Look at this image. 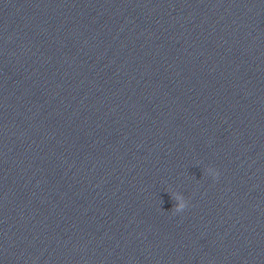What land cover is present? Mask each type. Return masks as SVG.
<instances>
[{
    "label": "clouds",
    "instance_id": "1",
    "mask_svg": "<svg viewBox=\"0 0 264 264\" xmlns=\"http://www.w3.org/2000/svg\"><path fill=\"white\" fill-rule=\"evenodd\" d=\"M206 172L210 173L213 176V178H218L219 176V172L212 167L207 168ZM171 197L175 201L174 207L171 210L174 213H180L188 207V201L185 199L183 194L172 193Z\"/></svg>",
    "mask_w": 264,
    "mask_h": 264
}]
</instances>
